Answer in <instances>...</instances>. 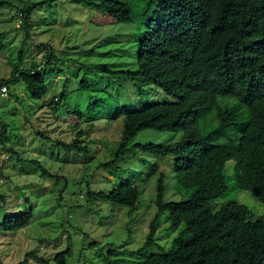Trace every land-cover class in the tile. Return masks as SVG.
Here are the masks:
<instances>
[{"label": "rangeland", "instance_id": "rangeland-1", "mask_svg": "<svg viewBox=\"0 0 264 264\" xmlns=\"http://www.w3.org/2000/svg\"><path fill=\"white\" fill-rule=\"evenodd\" d=\"M7 1L8 6L0 8V82L10 77L15 65L24 70L33 61L44 64V44L51 46L52 62L61 71L47 75V92L41 99L31 98L20 78L9 83L5 95L0 92V223L23 210L25 199L34 206L27 224L0 230V262L56 264L55 253L69 248L65 264H107L109 248L132 250L143 244L155 212L160 173L166 177L165 200L182 198L172 177V155L138 150L108 165L121 134L123 114L118 105L138 108L169 97L139 77L111 74L104 68L137 67L136 24L113 22L105 13L70 0H53L33 10L25 38L23 10L42 0ZM130 2L136 12L143 6L142 0ZM217 102L234 112L238 122L231 137L236 139L248 120L247 108L233 96H218ZM197 123L198 132L205 134L216 124L214 112L210 110ZM80 129L86 133L78 136ZM179 136L146 128L131 144L167 143ZM212 140L219 143L225 138ZM61 143L80 144L83 150L67 149ZM24 159L38 160L60 179L44 176L37 165ZM120 181H130L139 191L131 214L124 206L97 197L88 199V193L108 191ZM231 200L247 205L250 219L264 220V203L236 187L213 199L211 205L217 209ZM166 228L162 220L155 245L147 253L168 248L178 229ZM115 257L122 262L129 259L128 255Z\"/></svg>", "mask_w": 264, "mask_h": 264}, {"label": "trees", "instance_id": "trees-1", "mask_svg": "<svg viewBox=\"0 0 264 264\" xmlns=\"http://www.w3.org/2000/svg\"><path fill=\"white\" fill-rule=\"evenodd\" d=\"M70 1L99 10L113 22L136 24L137 67L104 68L111 74L139 77L169 97L138 108L118 105L123 114L122 128L108 165L138 150L172 155V177L182 198L165 200L166 177L160 173L156 179L155 212L143 244L132 250L109 248L107 264H264V220L250 219L251 209L235 200L217 209L211 205L231 187L247 191L264 203V0H142L139 12L130 0ZM52 2L42 0L23 10L25 38L33 10ZM5 6L8 1L0 0V8ZM1 37L0 32V50ZM44 45V64L33 61L24 70L15 65L10 77L0 84L7 87L20 78L31 98L44 97L47 75L61 71L52 62L51 46ZM218 96H233L248 110V120L236 139H232L231 132L237 118L217 102ZM210 110L216 124L201 134L197 122ZM146 128L180 136L167 143L131 144L135 135ZM85 133L80 129L77 135ZM215 137L225 140L216 143L212 140ZM61 144L67 149L83 150L80 144ZM23 161L37 165L44 176L60 179L38 160ZM93 197L124 206L131 214L136 210L139 191L130 181H120L108 191L88 193V199ZM22 206L23 210L0 223V230L12 231L31 220L33 204L25 199ZM162 220L168 231L178 229L177 234L167 249L147 253L155 245ZM68 254L69 248L59 250L53 261L65 264ZM117 255H128L129 259L124 257L122 262Z\"/></svg>", "mask_w": 264, "mask_h": 264}, {"label": "built area", "instance_id": "built-area-1", "mask_svg": "<svg viewBox=\"0 0 264 264\" xmlns=\"http://www.w3.org/2000/svg\"><path fill=\"white\" fill-rule=\"evenodd\" d=\"M5 90H6V86L3 85V86L0 88V92H1L2 95H5Z\"/></svg>", "mask_w": 264, "mask_h": 264}]
</instances>
